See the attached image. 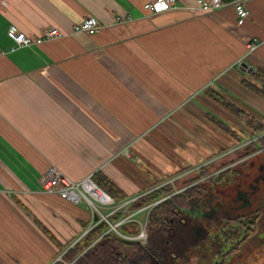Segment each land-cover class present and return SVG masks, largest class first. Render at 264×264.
Returning a JSON list of instances; mask_svg holds the SVG:
<instances>
[{"label": "crops", "instance_id": "0c3cea01", "mask_svg": "<svg viewBox=\"0 0 264 264\" xmlns=\"http://www.w3.org/2000/svg\"><path fill=\"white\" fill-rule=\"evenodd\" d=\"M150 1L0 0L3 239L1 212L17 214L14 239L21 238L24 214L6 193L33 209L56 208L79 225L65 212L73 206L44 193L41 180L51 170L76 182L103 173L136 195L154 174L199 163L235 142L226 120L215 123L210 114L214 102L207 91L243 110L264 109V100L245 85L259 84L253 73H264V0H245L250 15L243 26L232 3L203 11L198 0H177L175 8L151 13L144 8ZM87 17L103 25L99 33L10 51L12 25L38 38L51 27L68 33ZM253 41L259 46L251 52ZM244 63L254 68L251 74L241 70ZM229 123L239 133L244 126ZM198 129L218 135V147L203 145Z\"/></svg>", "mask_w": 264, "mask_h": 264}, {"label": "trees", "instance_id": "16d2710c", "mask_svg": "<svg viewBox=\"0 0 264 264\" xmlns=\"http://www.w3.org/2000/svg\"><path fill=\"white\" fill-rule=\"evenodd\" d=\"M253 77L259 84L245 85L264 100V73L254 72ZM207 95L217 102L223 99L211 91H207ZM222 102L230 114L244 124V136L226 128L234 135L235 142L220 148L202 162L182 164L172 173L154 174L148 187L136 195H127L103 173L92 176L94 183L115 201L116 206L123 205L107 220L93 214L89 206L83 209L59 196L73 206L65 212L73 215L81 226L80 239L74 237L62 243L28 207L18 202L58 249L57 255L62 257L55 264H187L202 249L201 264L210 263L212 249L205 241L209 205L215 204V209L221 213L212 218L215 225H220L224 219L244 218L254 210L264 215V116L237 108L225 97ZM231 156L235 160L230 159L218 167L220 160ZM193 171L196 173L192 177L178 183ZM144 209H148L145 227L133 220L120 225V232L112 229L127 216ZM143 231L146 240L137 238Z\"/></svg>", "mask_w": 264, "mask_h": 264}, {"label": "rangeland", "instance_id": "374dc122", "mask_svg": "<svg viewBox=\"0 0 264 264\" xmlns=\"http://www.w3.org/2000/svg\"><path fill=\"white\" fill-rule=\"evenodd\" d=\"M254 97H256V96H254ZM222 98H223L222 100L224 101L223 96H222ZM256 99H259V98H256ZM222 100H221V102H217V101L213 100V102H214V105L212 107L213 110L210 111V114H212V116L214 118L226 120L225 123L229 126V128H231L230 130H235L234 129L235 126H231V124L229 123L230 119L231 120L233 119V121H234L235 118L227 110V108L224 105V102H222ZM259 101H261V100H259ZM260 103H262V105H264V103L262 101ZM237 108H240V107H237ZM251 109L264 113V109L259 110L258 106H252L251 105ZM201 113L203 114V112H201ZM198 117H199V119L203 118L202 115L199 113H198ZM227 118H230V119H227ZM243 129H245V126H242L241 128L238 129V131H240L242 136H244L243 135V133H244ZM197 131L198 132H196V134H198V133L201 134L202 139L205 141V143H203V145H205V146H210L212 144L216 145L217 141L215 140V138L219 137L218 135L213 136L211 133L205 134L206 133L205 130L200 131L198 129ZM214 133L219 134L217 132H214ZM245 139H246V136L244 137V140ZM225 140H226V138H225ZM227 143H228L227 141H224L223 144L225 145ZM205 146H203V147H205ZM215 147H218V145H216ZM128 149L124 153L126 156L131 155V153H129ZM132 156H134V155H132ZM232 158H234V157L231 156L229 158H225V159L220 160L218 162V167L221 166L223 162L230 161V159L235 160ZM198 159H200V157H198ZM197 162H199V163L202 162V159L197 161ZM235 162H238V160H236ZM236 164L237 163H235L234 165H236ZM194 171H196V170H194ZM194 171H193V173L191 172L189 174V176L185 177L183 180H180L178 183H180V184L184 183L186 180H188L190 177H192V175L194 173H196ZM74 182H76V181H74ZM5 195L8 197V199L11 202H13V204L15 202L18 205V202H21L26 207H28L29 210L36 217H38V219L41 222H43L56 235V237H58V239L62 243L65 244L68 241L72 240L74 237L75 238L79 237V239H80L81 234H82L81 227L71 217L60 213V211H58L55 207H54L55 209H52V207L50 208L47 206H43L42 209L36 208V207L33 209L31 204L29 206L28 203L26 204L24 201H22V200L18 201V198H14L13 193H6ZM122 206L123 205L116 206V205H109V204H103V203L95 202L94 207L90 208V206H89V209L92 211L93 214L99 216L101 220H105L111 214L119 212L120 209L122 208ZM81 207L83 209L84 208L86 209V207H88V205L85 204V202H84V203H82ZM5 209L6 210H4L3 213L1 212V214L4 215L3 217H5V219H6V237H5V239H3V237L0 236V248H2V251L4 252L3 254L0 255V264H55L57 261L61 260L62 256L57 255L58 249L55 247V245L52 244V242L46 237V235L40 229L39 230L41 232L36 228V225L32 224L33 221L31 222V218L22 209L21 210L23 211V213L25 215L22 214V212H20V215L22 217L21 218L22 220L20 222V224L22 225V231L20 233L21 238L20 239H14L15 234L13 233V229H14V226L16 225V223H18V222L14 221L13 219H14V215H17V214L15 213V211H11L13 213V216H11L12 214L9 213V210H11V208L10 209L5 208ZM147 217H148V209L138 211L135 214L127 216L116 227V229H117V231H119L120 225L127 224L133 220H138L145 227ZM29 225H31V226H29ZM16 235H18V233H16ZM44 235H45V237H44ZM41 237H43V238H41ZM76 241H78V239ZM76 241H75V243H76ZM49 246L53 247V250H51ZM262 250H264V246H262ZM239 261L241 262V264H250V262L248 260H246V263H243L241 258ZM236 264H238V263H236Z\"/></svg>", "mask_w": 264, "mask_h": 264}, {"label": "built area", "instance_id": "2783aa9c", "mask_svg": "<svg viewBox=\"0 0 264 264\" xmlns=\"http://www.w3.org/2000/svg\"><path fill=\"white\" fill-rule=\"evenodd\" d=\"M177 0H152L145 5V9L151 13L164 12L166 10L175 8ZM236 13L237 24L243 26L247 19L249 18V10L246 6L245 0H236L232 3ZM225 5H228L223 2V0H198L197 8L203 11L217 10ZM119 23L125 22L126 19L118 18ZM103 25L94 17L85 18L80 24L75 25L72 29L66 33L61 31L59 28L51 27L44 31V33L38 38H31L26 33L20 31L16 25H12L9 28L8 35L12 40L13 45L10 48L11 52H15L19 49L27 48L32 45H41L45 42L55 41L62 39L69 35H77L80 33H85L88 35H95L101 31ZM259 44L257 41H253L248 45L249 51L253 52L258 48ZM127 151V149H126ZM91 182L94 185V188H86L87 183ZM41 184L44 190V193L49 195H58L66 201L74 204L80 205L85 202L90 208L94 207L95 202L115 205V201L105 193L98 185L92 180V176L86 178L81 182H74L66 176L62 175L56 170H51L47 172L41 180ZM101 191L110 201L103 202L96 198L94 195L97 191ZM129 203V202H127ZM126 203V204H127ZM114 214V213H113ZM107 220V218L105 219ZM114 225V226H118ZM112 226V228L114 227ZM117 231V229H113ZM145 232V231H143ZM141 233V235L143 234ZM146 234V233H145ZM140 235V236H141ZM139 239L146 240V237L141 236L137 237Z\"/></svg>", "mask_w": 264, "mask_h": 264}, {"label": "flooded vegetation", "instance_id": "af4514ba", "mask_svg": "<svg viewBox=\"0 0 264 264\" xmlns=\"http://www.w3.org/2000/svg\"><path fill=\"white\" fill-rule=\"evenodd\" d=\"M209 206V209L206 210L209 220L205 224L208 231L205 241L212 251L210 260L208 259L210 263L205 264H241L240 258L243 263L248 260L250 264H256L262 253V246H264V229H262L264 215L262 212L254 210L244 218L224 219L221 220L220 225H215L212 218L221 213L216 210L217 208L215 209V204L212 203ZM200 211L204 213L201 209ZM199 251L200 253L191 257L187 264L203 263L204 251L203 249Z\"/></svg>", "mask_w": 264, "mask_h": 264}, {"label": "water", "instance_id": "95a60500", "mask_svg": "<svg viewBox=\"0 0 264 264\" xmlns=\"http://www.w3.org/2000/svg\"><path fill=\"white\" fill-rule=\"evenodd\" d=\"M235 1H236V0H223V2L226 3V4L233 3V2H235ZM241 70H242L243 72H247V73L251 74V73L254 71V68L249 67V65H247L246 63H244V64L241 65ZM112 229H116V226H114ZM141 236L146 237L145 232H143V234H142ZM141 236H139V237H141ZM78 240H79V239H78ZM257 260H258V262H257L256 264H264V250H262V253H261V255L258 257Z\"/></svg>", "mask_w": 264, "mask_h": 264}, {"label": "bare ground", "instance_id": "6f19581e", "mask_svg": "<svg viewBox=\"0 0 264 264\" xmlns=\"http://www.w3.org/2000/svg\"><path fill=\"white\" fill-rule=\"evenodd\" d=\"M86 188H88V189H90V188H94V185L91 183V182H89V183H87V185H86ZM95 196H96V198L97 199H99V200H101V201H103V202H108V201H110L101 191H97L95 194H94Z\"/></svg>", "mask_w": 264, "mask_h": 264}]
</instances>
